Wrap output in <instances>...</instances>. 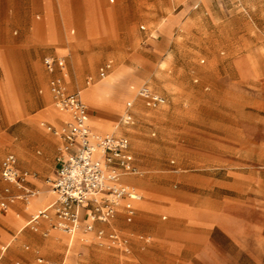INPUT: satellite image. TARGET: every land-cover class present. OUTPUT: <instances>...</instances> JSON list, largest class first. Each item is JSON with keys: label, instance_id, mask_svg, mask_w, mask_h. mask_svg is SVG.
<instances>
[{"label": "rangeland", "instance_id": "1", "mask_svg": "<svg viewBox=\"0 0 264 264\" xmlns=\"http://www.w3.org/2000/svg\"><path fill=\"white\" fill-rule=\"evenodd\" d=\"M176 1L95 0L99 26L89 32L88 41L85 32L71 25L70 34L80 40L74 53L40 57L32 49L15 48L9 78L0 73V168L8 156H16L21 173L39 191L28 201L29 209L41 197H50L32 216L24 215L23 203L16 200L11 207L17 215L31 220L56 196L49 183L62 158V140L44 124L54 125L51 112L70 115L55 106L50 89L55 76L70 92L82 93L96 135L129 139L134 162L131 170L120 169V179L142 200L133 221L118 214L109 224L96 223L105 231L101 239L95 231L68 236L55 228L54 217L21 228L2 213L0 246L7 249L0 250V264H35L38 257L61 262L65 254L74 264H264V192L255 189L250 193L253 204L246 206L233 200L244 194L220 191L216 210L206 192L201 216L197 189L204 168L229 166L238 150L251 153L255 170L264 168V0H224L233 1L226 11L200 6L190 15L189 27L165 39L157 28L160 24L162 30L163 18L174 9L169 4ZM219 2L212 0V5ZM69 11L75 12L72 2ZM46 57L60 58L64 67L57 65L50 74ZM27 58L31 62L22 64ZM106 63L112 68L102 76L99 68ZM143 86L166 103L146 106L137 96ZM41 112L33 134L28 133L24 124ZM128 113L132 124L124 123ZM7 186L19 194L0 174V189ZM144 204L165 211L145 220ZM213 213L221 215L225 229H238L237 242L219 229L206 228L208 224L205 230L201 220ZM53 229L59 234L52 236ZM112 232L119 235L117 242L109 239Z\"/></svg>", "mask_w": 264, "mask_h": 264}, {"label": "crops", "instance_id": "2", "mask_svg": "<svg viewBox=\"0 0 264 264\" xmlns=\"http://www.w3.org/2000/svg\"><path fill=\"white\" fill-rule=\"evenodd\" d=\"M109 1L111 3L115 2V0H109ZM71 2L73 3L75 9V12L73 13L74 15L71 14L69 11V4ZM224 3H225L224 0H220V2L215 5H212V0H177L175 3L171 2L169 6L173 7L174 9L172 13L168 14L163 18V20L165 19L167 20L166 24L162 26L161 31L159 30V25H160L159 24L157 28V32H159L163 38L165 37V39H168V37L172 36L175 31L189 27L193 23V19L190 17V15L196 12L200 8V6L202 7L204 6L205 9H209L212 6H215L218 9L221 8L220 10L222 11H226V9L228 8V4L233 3V1L226 2L225 4ZM94 8H95V0H0V73L3 74L2 78L3 79L9 78L8 73L11 70H13L12 67L15 63L14 60L15 48H22L27 50L32 49L34 53H36L40 57L48 54L66 55L70 52L74 53L77 50V48L80 46L79 45L80 40H78L79 38L74 37L73 35L70 34V27L71 25H77L81 32L86 33L89 41V32H93L95 28L99 26L98 20L94 18L93 15ZM71 33L74 34L75 32L72 31ZM30 62L31 61L28 58L26 60L21 61L22 64H26V63L29 64ZM107 65H110L109 68L106 70V73H109L110 69L112 68V65L111 63H106L99 68L100 75H101V69ZM90 84H91V80H88L87 86ZM66 90L69 93H74V92H70L67 89V87ZM128 103L131 102L128 101L126 103L127 108H128ZM57 109L63 111L58 107ZM41 114L42 112L36 118L31 119V121L28 124H24L27 127L28 133L33 134L32 131L33 122L34 120L41 119L42 118ZM51 114L54 120L53 122L54 125L52 124H46V125H51L52 127L59 129L65 126L67 123L71 122L70 119L71 116L55 115L52 112ZM91 115H93V113L91 114V112L89 111L88 124L91 131L94 132L90 124ZM10 118L11 120H14L15 116H11ZM133 122H134V117H133V121L129 124H132ZM38 135L41 137L42 134H38ZM6 139L10 140L11 137H6L5 140ZM53 141L54 143L52 144ZM63 144L64 142L62 140V146ZM55 145H56L55 140H51L50 146L54 147ZM21 155L23 156L25 154L21 153ZM67 156H68L67 153L62 152V158L59 160V163L56 166V173L54 175V178L57 177L61 164L67 158ZM235 156L236 158L232 160L229 166L204 168L203 173L198 174V180H197V189L199 193L198 206L200 210L199 213L201 216H202V208L204 209L206 208V200H207V198L205 197L206 192L211 193V195L213 193L214 195L213 198L211 195L208 198H210L211 203L213 202L212 206L213 208H215V210L216 208L220 207L219 199L217 196V193L220 191L225 190L229 192L240 193V195L244 194V196L242 195L243 197L242 199L233 198V200H235V202H242V204L246 206L248 204L251 205L253 204L254 201L253 196L250 193H253L255 189L264 192V168L255 170L251 166L252 165L251 161L253 159L252 157H250L251 153L249 152L238 150L237 153H235ZM223 176L225 177L223 178ZM32 186L34 185H31L28 181V187L34 191H37ZM49 186L51 187L50 184ZM5 188L6 187H4L3 189ZM37 192L39 194V191ZM203 193L204 196H202ZM248 194H250V198L248 197ZM137 195L139 194L137 193ZM56 200L57 197L55 196L50 206L53 205L56 202ZM141 200L142 198L136 200L133 203L135 209L134 218L137 215L136 204L139 203V201ZM20 201L24 205L23 214L32 216L34 213L38 212L40 208L44 207V205H46L50 201V197L47 195L43 196L42 199L38 201L36 205L30 209L28 208L27 203H25L23 200ZM125 201L126 200H123L122 205L125 203ZM15 202L16 200L10 204L7 210L0 211V214L4 213L2 214L3 219L13 218L17 226L24 228L25 226L30 224L33 218L31 220L25 221L24 216L17 215L15 208L11 207L13 204H15ZM262 202H264V200H262ZM143 207L146 208V211L142 212V218L149 221L154 219L157 216V214H160L161 212L165 211L164 209H162L160 205L157 204H150V205L144 204ZM166 208L168 209L167 206ZM118 214L119 215L122 214V216H124V218L126 219V212L123 209V207L119 210ZM203 216L206 218L205 211L203 212ZM53 217L56 218L54 212L51 211L50 218L43 220L53 221L54 219ZM208 217L209 219L207 220L206 219L201 220V222L204 224V228L207 226L206 224H208L206 228H209L210 230L219 229L221 232L225 233L229 239L235 242H237L238 239H240L241 236L238 233V229L232 228L229 231L223 227V220L221 218V215H219L218 213L215 214L213 213V215L208 214ZM81 221L83 222V224H86L88 222V213L86 210H82L81 212ZM109 222L104 224H109ZM42 224H44V222ZM98 230L104 231L103 228L102 229L97 228L95 224V232H97ZM84 233H89V232H84ZM57 234L59 233H57L56 230L53 229L51 235L54 236ZM6 238H7L6 236L5 237L3 236L1 239L6 240ZM82 243L83 241H81L80 245ZM6 249L7 247L0 246V250L2 253H4ZM245 253L252 254L247 251ZM44 259L47 260L46 258ZM47 261L53 262L51 260H47ZM65 262H67L68 264H74V260L67 261L66 254L63 261L61 262L56 261L53 263L64 264Z\"/></svg>", "mask_w": 264, "mask_h": 264}, {"label": "built area", "instance_id": "3", "mask_svg": "<svg viewBox=\"0 0 264 264\" xmlns=\"http://www.w3.org/2000/svg\"><path fill=\"white\" fill-rule=\"evenodd\" d=\"M64 61L56 57H47L44 64L50 74L56 72V66L64 67ZM110 65L101 69L105 76ZM50 89L54 95L55 105L63 111H69L71 122L57 129L46 125L48 131L59 136L64 144L61 148L67 153V158L62 162L58 175L52 181L53 192L57 200L48 208L39 211L31 223L39 219H49L53 211L57 219L55 228L68 235H73L76 230L94 232L96 223H108L117 216L123 207L126 220L133 221L135 209L133 203L137 200V192L130 186L117 183L120 180V169L131 170L134 156L130 151V142L126 137L93 135L89 127V110L83 101L80 92L69 93L61 77H53ZM137 96L144 101L146 106L156 108L164 105L166 99L143 86ZM132 103H128L130 109ZM133 121V116L128 113L124 123ZM95 151L100 153V158L94 156ZM2 179L9 185L19 189V194L11 191L10 187L0 190V211H5L15 200L25 203L35 197L38 192L28 187L25 174L18 167V160L14 155L8 156L2 163L0 170ZM123 200H126L122 205ZM86 210L88 222L82 224L81 212ZM97 237L101 239L105 232L98 230ZM112 242L119 240L117 233H110ZM35 264H56L37 258Z\"/></svg>", "mask_w": 264, "mask_h": 264}, {"label": "bare ground", "instance_id": "4", "mask_svg": "<svg viewBox=\"0 0 264 264\" xmlns=\"http://www.w3.org/2000/svg\"><path fill=\"white\" fill-rule=\"evenodd\" d=\"M91 80H93V79H91ZM117 86V85H116ZM80 94H81V97H82V99H83V101H84V98H83V96H82V93L80 92ZM90 96H95V94L94 93H92V94H90ZM85 102V101H84ZM86 104V103H85ZM87 105V104H86ZM88 107V106H87ZM48 110H49V108H48ZM55 111V110H54ZM67 113H69V111H66ZM69 115H70V113H69ZM71 116V115H70ZM71 119V118H70ZM36 131H38V130H36ZM92 134L93 135H96L93 131H92ZM100 136H102V135H100ZM104 136V135H103ZM106 136H110V135H106ZM94 156L95 157H97V158H100V153L98 152V151H95V153H94ZM117 183H119V184H124L123 183V180L122 179H120ZM50 185H51V192L53 193V195H55V193L53 192V188H52V184L51 183H49ZM41 199H42V197H41ZM137 199H141V197L140 196H138L137 195ZM50 206V204L47 206V208ZM36 216V215H35ZM31 223V222H30ZM79 230H82V229H79ZM77 231V230H76ZM75 231V232H76ZM55 236V235H54ZM65 238V237H64ZM88 240V239H87ZM86 240V241H87Z\"/></svg>", "mask_w": 264, "mask_h": 264}]
</instances>
